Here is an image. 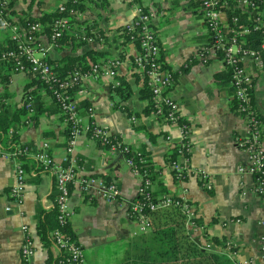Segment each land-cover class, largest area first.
Returning <instances> with one entry per match:
<instances>
[{
	"label": "crops",
	"instance_id": "obj_1",
	"mask_svg": "<svg viewBox=\"0 0 264 264\" xmlns=\"http://www.w3.org/2000/svg\"><path fill=\"white\" fill-rule=\"evenodd\" d=\"M60 1L18 0L10 6L9 14L22 23L27 18L44 19ZM97 5L87 13L85 22L104 36L103 43L96 40L88 44H72L52 52L51 59L68 63L70 58L81 56L88 50L100 53L99 57L118 56L122 61L118 79L128 86L127 95L125 99L116 96L107 80L85 83L84 96L77 98L82 120L89 121L91 112L96 123L145 155L152 168L154 196L181 195L185 189L186 199L196 210L200 225V228L187 227L193 238L202 244L211 237L225 238L234 248L224 249L234 264H264L259 251V238L264 233V199L253 190L254 177L238 171L240 166L247 164V154L234 142L236 133L242 130V120L234 111L228 71L219 57H210L204 63L196 56L209 40L197 4L192 0L154 2L152 9L156 15L152 27L162 47L161 59L177 73L171 97L190 126V162L210 174L211 189L203 188L195 175L183 181L176 179L168 166L174 147L180 143V133L174 125L145 112L149 99L143 97V81L130 67V56L135 53L136 46L124 43L118 36L119 29L133 20V10L120 0H106L104 5ZM7 43L0 32V44L5 46ZM5 74L8 81L0 74V104L21 107L25 93L30 89L33 91L31 99L36 98L45 109L30 124L22 122L15 144H26L35 150L47 143L48 153L57 162H65L73 153L84 163V172L80 174L114 180L119 187L120 198L113 201H106L93 193H82L77 183L71 186L70 195L73 214L68 228L81 244L86 264H112V258L108 259L102 249L123 244L130 246L149 234H134L137 223L128 214V203L136 197L138 179L121 153L92 143L83 133L76 137L69 151L66 120L59 108L41 88L29 81L26 74L12 73L10 68ZM27 85L29 88L26 89ZM116 103L120 106L115 107ZM253 103L264 116V70L256 73ZM131 116L136 118L134 123ZM166 135L170 136L169 140ZM27 157L34 161L32 154ZM14 163L13 159L0 157V264H20L19 249L25 225L35 246L31 264H46L49 258L57 264L59 253L52 242L51 231L47 246L37 234L39 218L45 213L50 216L55 206L54 177L37 164L38 170L25 169L23 202L13 204L9 190L15 181ZM6 205H11L12 211L6 212ZM118 255L125 261L128 250L122 248Z\"/></svg>",
	"mask_w": 264,
	"mask_h": 264
},
{
	"label": "built area",
	"instance_id": "obj_2",
	"mask_svg": "<svg viewBox=\"0 0 264 264\" xmlns=\"http://www.w3.org/2000/svg\"><path fill=\"white\" fill-rule=\"evenodd\" d=\"M18 0H0V32L9 42L0 49V62L10 63L12 73H24L29 81L41 88L52 103L65 116L66 127L70 129L68 150L74 145L79 134L109 151L121 153L125 162L138 179L136 197L128 203V214L136 220L137 230L134 234L142 235L150 231L151 214L169 207L178 208L186 218V226L200 228L196 222L194 207L186 199L185 189L181 195L164 194L154 196L152 172L148 170L145 155L133 150L122 138L111 134L104 126L93 119L90 112L89 121L84 122L78 108L77 98L83 97L85 83L107 80L111 89L120 85L118 69L122 63L118 56L99 57L78 65L55 62L51 53L66 46L88 44L98 40L103 43L104 36L89 23L85 22L88 12L106 0H62L54 8L48 19H29L25 22L9 14L10 6ZM134 12L131 23L118 31L124 43L135 44L136 51L130 56L131 71L139 75L144 87L151 93L153 115L165 123L174 125L180 133V143L169 157L168 166L176 179L185 180L195 175L200 185L211 189L210 174L204 169L194 167L190 162L192 147L189 124L179 112V105L171 97L176 85L174 71L165 68L161 60V44L152 23L156 15L152 9L158 0H120ZM197 6L201 24L208 33V43L203 45L196 56L202 62L210 57H219L223 67L228 71L229 82L233 88L234 111L242 120V130L235 135L234 142L247 154V164L238 171L254 177L253 190L264 199V116L253 103V90L256 73L264 70V0H192ZM127 36V40H125ZM118 42V41H117ZM36 88V89H37ZM31 99V98H30ZM34 111L29 109L23 118L24 124L32 122L30 116ZM180 119L185 122L180 123ZM132 123L136 121L130 117ZM12 133V129L8 130ZM167 140L170 139L166 135ZM22 147V148H21ZM48 144L43 143L38 149L26 144H18L13 149L5 150L0 145V157L13 159L15 181L9 190L11 202L21 205L27 173L22 154L30 152L34 161L44 171L50 172L55 181V226L51 230V239L58 249L57 264H86L81 244L68 232L73 214L70 206L71 186L78 184L82 193H90L113 201L120 198V190L114 180L104 177L80 174L84 172V163L73 153L65 162H57L48 153ZM139 155V168L132 159L126 156L128 151ZM6 212L12 211L6 205ZM21 213V212H20ZM264 225V222H263ZM24 236L19 249L20 264H31L35 246L31 234L24 226ZM259 251L264 260V233L259 238ZM205 248H212L210 241ZM226 248L231 250L230 243Z\"/></svg>",
	"mask_w": 264,
	"mask_h": 264
},
{
	"label": "trees",
	"instance_id": "obj_3",
	"mask_svg": "<svg viewBox=\"0 0 264 264\" xmlns=\"http://www.w3.org/2000/svg\"><path fill=\"white\" fill-rule=\"evenodd\" d=\"M125 38V40H127V36ZM3 48H5L4 44H0V49ZM99 56H101L100 53L94 50H88L81 56L70 58L68 64L75 65L77 63L81 65L89 61L94 62ZM164 67L166 68L167 66L165 65ZM9 68L10 63L5 61L0 62V69H2L0 72V74H2L1 78L5 81H8V75L5 74V70ZM174 77L176 79V72L174 73ZM127 87H125V83L121 82L113 91L116 96L125 99L127 95L125 90ZM27 88H29V85L26 86V89ZM141 93L143 97L149 99V104L145 112L152 113L154 105L151 93L146 87L141 89ZM31 96H33V91L29 89L25 93L21 107H10L0 104V145L3 147L13 149L18 145L15 144L19 137L17 131L24 120L23 117L28 115L29 109L34 111L33 115L30 116L31 120H36L38 115L45 110L43 109V105L36 98L30 99ZM114 106L120 105L116 103ZM127 112L131 114L130 111ZM179 121L180 123L185 122L183 119ZM9 129H12V134L10 136L8 135ZM66 131L67 138H69L70 129L66 128ZM28 155H30L29 151L21 156L26 161V163H24V168L26 170H38L39 168H36V162L30 160L27 157ZM175 155L176 152L174 151L172 157H175ZM126 156L132 159L134 164L139 168L144 167L143 163H139V155H137L135 151H128ZM148 170L150 172L152 171L150 165ZM55 216L56 210L54 206L50 216H48V213H45L43 217L39 218L37 223V234L45 246H47L50 241L49 233L55 226ZM151 219L152 226L149 231V242L145 247V253H140L139 257L136 259L127 257V259L124 262H120V264H234L232 259L229 258L227 256L228 254L224 251L226 248L225 238L219 239L217 237H211L209 241L212 243L213 247L205 248L204 244L200 243L189 234L186 226V218L178 208L169 207L158 209L151 214ZM196 222L198 223V220H196ZM67 230L72 235L69 228ZM72 237L74 236L72 235ZM231 249L234 250L233 247H231ZM46 264H54V260L49 258Z\"/></svg>",
	"mask_w": 264,
	"mask_h": 264
},
{
	"label": "rangeland",
	"instance_id": "obj_4",
	"mask_svg": "<svg viewBox=\"0 0 264 264\" xmlns=\"http://www.w3.org/2000/svg\"><path fill=\"white\" fill-rule=\"evenodd\" d=\"M148 235L149 234L144 235V237H142L141 240H137L136 242H132L130 246L128 244L119 245L117 247L111 246V247H106V248L102 249L101 251L105 252L104 255L108 259L112 258V260H113L112 264H120V262H124L123 259L121 260L120 255H118V251L120 252V250L122 248L128 250V256L127 257L136 259L139 257L140 253H145L144 252L145 247L147 246V243L149 242ZM113 248H115L114 251H113Z\"/></svg>",
	"mask_w": 264,
	"mask_h": 264
}]
</instances>
